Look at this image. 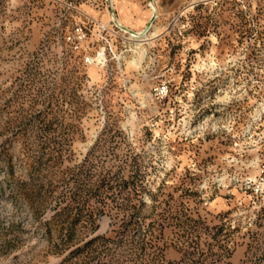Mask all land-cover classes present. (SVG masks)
Returning a JSON list of instances; mask_svg holds the SVG:
<instances>
[{"label":"rangeland","instance_id":"obj_1","mask_svg":"<svg viewBox=\"0 0 264 264\" xmlns=\"http://www.w3.org/2000/svg\"><path fill=\"white\" fill-rule=\"evenodd\" d=\"M189 1L0 0V264H264V0Z\"/></svg>","mask_w":264,"mask_h":264},{"label":"trees","instance_id":"obj_2","mask_svg":"<svg viewBox=\"0 0 264 264\" xmlns=\"http://www.w3.org/2000/svg\"><path fill=\"white\" fill-rule=\"evenodd\" d=\"M80 208H76V212L71 215L72 210L70 209H66L65 211V219L61 222L60 226L61 228V232H64V238L60 240V242L58 244H56L52 250H53V254H64L67 250L70 249L71 246H74L75 242H77V235H75V227L77 225V223L79 222H84L85 224L88 221H92V217L94 215V209H92L90 206H88V208H86L87 210V219H83V210H85V203L80 204ZM75 209V208H74ZM60 213L57 214V216H59ZM132 218V217H130ZM71 221V222H70ZM135 223L129 219V221L124 224L125 228H128L129 226H132V230L136 229V225L133 226ZM100 240V243H98L97 245L96 242ZM109 241V238H102L101 236H95L91 239H89L87 242H85L84 244H82L81 246H78L76 248H74L73 250L68 251V253L66 254V256L63 258L62 262H69V264H82L83 262L86 261V263L89 264H94V261L96 260V258L99 256L100 252L102 251V249L100 250V248L104 247V244L106 242ZM81 253H85V257L83 256V260H79L77 258V256H79V254ZM76 259V260H75ZM96 264H99V262L97 261Z\"/></svg>","mask_w":264,"mask_h":264},{"label":"bare ground","instance_id":"obj_3","mask_svg":"<svg viewBox=\"0 0 264 264\" xmlns=\"http://www.w3.org/2000/svg\"><path fill=\"white\" fill-rule=\"evenodd\" d=\"M204 1H208V0H190L189 1V4L186 8L184 9H187V8H191L193 5H195L196 3L198 2H204ZM149 8H150V15L148 17V20L147 22L149 21V19L151 18L152 14H153V10L157 12V16L159 15V8L157 6V2L156 0H152L150 3H149ZM182 11V10H181ZM180 12V10H179ZM118 24L121 26L122 28V31H124L125 33H128L129 36L127 37V39L132 42V43H135L137 45L141 44V43H148L152 40V38L154 37H157L159 31L156 30V27L154 25V23H152L149 27V29H145L146 28V24L145 26L141 29V30H138V31H133V30H130L128 29L127 27H125L120 21L119 19L117 18V16L115 17ZM128 31V32H127ZM141 56H139L138 60L136 61L137 65H139V63L141 62L140 59ZM140 68V67H139Z\"/></svg>","mask_w":264,"mask_h":264},{"label":"water","instance_id":"obj_4","mask_svg":"<svg viewBox=\"0 0 264 264\" xmlns=\"http://www.w3.org/2000/svg\"><path fill=\"white\" fill-rule=\"evenodd\" d=\"M106 1V4H107V6H108V9H109V12H110V16H112L111 18H112V20H111V22H112V24L114 25V27H116V28H118L120 31H122V28H121V26L118 24V22H117V20H116V13H115V10L113 9V7H112V2H111V0H105ZM152 0H149V3L151 2ZM149 3H148V5H149ZM157 18V12L156 11H154L153 10V14H152V16H151V18L149 19V21L147 22V24H146V30L147 29H149V27H150V25L152 24V23H154L155 22V19ZM128 32V31H127ZM129 33V32H128Z\"/></svg>","mask_w":264,"mask_h":264},{"label":"built area","instance_id":"obj_5","mask_svg":"<svg viewBox=\"0 0 264 264\" xmlns=\"http://www.w3.org/2000/svg\"><path fill=\"white\" fill-rule=\"evenodd\" d=\"M167 94V86L166 85H160L156 88V95L158 97H164Z\"/></svg>","mask_w":264,"mask_h":264}]
</instances>
